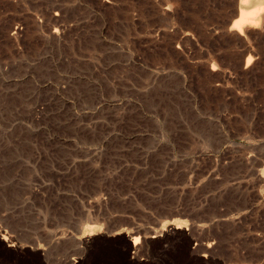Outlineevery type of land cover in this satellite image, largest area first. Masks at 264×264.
<instances>
[{"label":"rangeland","instance_id":"374dc122","mask_svg":"<svg viewBox=\"0 0 264 264\" xmlns=\"http://www.w3.org/2000/svg\"><path fill=\"white\" fill-rule=\"evenodd\" d=\"M239 6L0 0V264H264V12Z\"/></svg>","mask_w":264,"mask_h":264},{"label":"bare ground","instance_id":"6f19581e","mask_svg":"<svg viewBox=\"0 0 264 264\" xmlns=\"http://www.w3.org/2000/svg\"><path fill=\"white\" fill-rule=\"evenodd\" d=\"M263 12L264 0H240L239 12L233 19L231 28L241 30L244 26L256 23L259 15Z\"/></svg>","mask_w":264,"mask_h":264},{"label":"water","instance_id":"95a60500","mask_svg":"<svg viewBox=\"0 0 264 264\" xmlns=\"http://www.w3.org/2000/svg\"><path fill=\"white\" fill-rule=\"evenodd\" d=\"M26 243H27V244H31V245H36V243H35V242H33V241H29V240H28V241H26Z\"/></svg>","mask_w":264,"mask_h":264}]
</instances>
